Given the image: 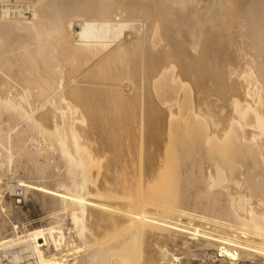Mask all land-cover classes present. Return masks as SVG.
<instances>
[{
	"label": "bare ground",
	"instance_id": "bare-ground-1",
	"mask_svg": "<svg viewBox=\"0 0 264 264\" xmlns=\"http://www.w3.org/2000/svg\"><path fill=\"white\" fill-rule=\"evenodd\" d=\"M22 1L0 0V149L14 161L18 129L15 146L41 175L65 168L42 190L73 227L59 219L0 236V249L24 264H176L181 242L192 256L203 244L223 264H264V0ZM191 118L203 124L205 161L176 180L189 184L198 166L207 192L229 200L212 205L224 218L152 201L187 158L172 123Z\"/></svg>",
	"mask_w": 264,
	"mask_h": 264
},
{
	"label": "rangeland",
	"instance_id": "rangeland-1",
	"mask_svg": "<svg viewBox=\"0 0 264 264\" xmlns=\"http://www.w3.org/2000/svg\"><path fill=\"white\" fill-rule=\"evenodd\" d=\"M19 1L21 2L22 0H18V1L8 0L7 3H12V5L14 3L22 4V5L28 4V2L26 4V1H22L21 3ZM25 16L29 20L32 19V12L30 10H27ZM79 31H80V23L76 22L75 27H74V32L75 34H77ZM127 84L128 82L126 81V85ZM159 87L160 89H159L158 96L160 98V102H163L165 98L164 89L162 85H160ZM177 88H180V87L178 86ZM130 91H131L130 89H126L124 92L125 94H129ZM188 108H189V102L184 101V104L182 107L183 115H185L188 112L187 110ZM172 124L174 126V130L171 131L172 132L171 136L173 134L172 138L174 139L175 142H177L179 146L182 147V153H184V156H186L187 158L185 160L183 157L178 158L175 164L170 165L169 171L168 170L166 171L167 175H165V172H164V178H163L164 180L163 179H162L163 181L159 180L157 183L163 184L161 185V187L164 185H168L167 186L168 191L165 194H163V196H161L160 194L159 195L160 199H157V201L154 200L155 198H157V195H153V193L156 191L152 192V197L154 198L156 196L154 199L152 198L153 199L152 201H154V204H155L156 202L161 203L167 200V204L174 208L173 209L174 212L175 210H177V207H178V208H183L195 214L198 213V215H206V216L212 217L214 216L213 214L215 213V216L224 218L225 215L223 214V212H220V213L212 212V205L221 204L223 205V207H225V205H227L229 200L227 199L225 195L222 194V190H214L211 193L207 192V188H206L207 185H205L206 182L203 183L204 181H203V178L200 177L201 171H200V168H198V166L194 167V169L191 170L193 172H190V174L191 176L193 175L194 178L191 179L192 182H189V184L186 181H184L182 178H180L181 181L179 182L176 180L184 172V167L188 163L199 165V163L202 160L205 161L204 160L205 155L204 153H201V150H200L203 146V144H201L200 142V138L202 134L201 127H203L202 126L203 124L196 122L194 118H191L188 122L182 123L181 121H176V122H173ZM17 130L18 129H16L15 131L11 133L12 138H13L12 139L13 145L11 147L12 148L11 152L13 153L15 151L13 153L14 161L8 162L9 161L8 160L9 154L7 153L8 151L0 149L1 151L0 152L1 154L0 155V236L11 238L13 237L14 234H17V232H19L22 235V232L28 229L32 230L33 228H39V227L43 228V227H49V226L56 225L57 223L55 222L59 219H61L59 220L61 222L63 219L66 225L67 226L69 225L70 226L69 228H72L73 223L72 221H70V217L67 216V214L55 216V213L57 212V210L54 205L52 195L51 193H46L45 191L42 190L43 184L54 188L56 186V183L59 177L62 175H66L65 174L66 171H64L65 168L60 169L59 171H56L57 168L55 167L53 163L50 168L45 170V175L44 174L41 175V173L39 172L41 166L38 165V163H36L35 161H33L31 157L28 156L29 157L28 158L27 156H25L24 158V155H20V152H19L20 149L15 146V137H16ZM32 135L33 136H31V139H29L30 141L28 140V142H26L25 144V146L28 145V147H25V150L28 149L27 152L29 151L28 152L29 154L35 150L37 151L36 144L35 142H33L35 139V134H32ZM185 150H187L188 152L185 153L186 152ZM39 160L40 162L45 161L43 157H41ZM30 162L31 164L33 162V165L29 164ZM138 164L139 165L142 164L141 160L138 162ZM206 165L207 164L205 162L204 166ZM51 169L52 171H50ZM48 171L50 174L48 173ZM165 180L166 181L170 180L171 186H170V183L167 184L168 182H165ZM154 185L155 184L151 185L152 191L155 189L153 188ZM161 187L160 185L157 186V188H161ZM138 195H140V197L145 196L141 193H139ZM177 196H178V200H177ZM175 218L183 219V222L191 221L187 218H185L186 219L185 220L184 218H181L178 215H176ZM15 226L18 227V229H15L14 228ZM127 233H128V228L127 227L122 228L118 231V233H116V235L114 236L115 238L113 237V240H117V239L119 240L123 238L124 236H126ZM171 233L175 234L177 237H180L186 240L190 236V233H186V232L181 233L179 231H174L173 229ZM176 233H178V235ZM119 234L121 235L119 236ZM175 235H172V236H175ZM201 236H202L201 237L202 242H205L207 240L206 237L203 235ZM41 242L44 243L43 240H41ZM180 243H178L179 245H177L176 247H173V249L171 250L173 251V253H175V255L179 256L180 258H183L181 259L180 262H175L176 264H223L221 261H218L217 250L215 248H212V247L202 248L203 244L194 246L193 250H195V253L197 255L192 256V255L187 254L186 248L183 246L182 243L181 244ZM134 250L137 252V255H138L139 250L137 249H134ZM125 256L126 255H124V257H119L118 259L121 261V259L126 258V257L131 258L133 256L134 258L136 256V253L135 252L132 254L129 253L126 257ZM127 258L123 259L122 261L124 260L127 261ZM167 261H165L164 264H168L169 262Z\"/></svg>",
	"mask_w": 264,
	"mask_h": 264
},
{
	"label": "built area",
	"instance_id": "built-area-1",
	"mask_svg": "<svg viewBox=\"0 0 264 264\" xmlns=\"http://www.w3.org/2000/svg\"><path fill=\"white\" fill-rule=\"evenodd\" d=\"M16 253V250H10V249H0V264H24V262L21 263H15L12 261L13 254Z\"/></svg>",
	"mask_w": 264,
	"mask_h": 264
}]
</instances>
